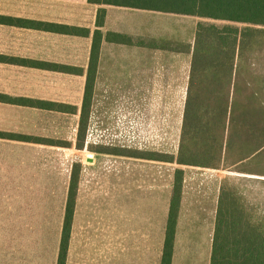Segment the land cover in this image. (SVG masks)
<instances>
[{"label":"crops","instance_id":"1","mask_svg":"<svg viewBox=\"0 0 264 264\" xmlns=\"http://www.w3.org/2000/svg\"><path fill=\"white\" fill-rule=\"evenodd\" d=\"M41 8L34 17L0 13V264H219L220 250L243 248L214 241L222 182L215 168L165 161L174 164L166 181L156 174L143 194L125 176L117 209L109 201L101 212L78 209L75 192L68 226L65 209H30L7 193L8 186L59 184L63 149L78 150L88 125L92 88L188 91L202 18L87 0H45ZM51 23L70 32L49 30Z\"/></svg>","mask_w":264,"mask_h":264},{"label":"rangeland","instance_id":"2","mask_svg":"<svg viewBox=\"0 0 264 264\" xmlns=\"http://www.w3.org/2000/svg\"><path fill=\"white\" fill-rule=\"evenodd\" d=\"M44 1L0 0V13L39 16L44 12ZM200 21L245 26L207 18ZM186 95L187 91L92 88L89 107L83 113L88 125L86 129L80 127L78 150L63 149L59 184L8 186L7 193L21 197L20 203L30 209H65L69 189L66 164L70 163L76 178L78 209L101 212L109 201L117 209L125 176L132 178V184L137 181L138 194H143L142 187L149 185L156 174L160 184L166 181L174 164L160 159L177 156ZM189 95L191 103L199 100L201 105L200 127L205 130L209 126L210 131L193 141L188 132L185 145L190 149L193 142L205 143L200 160L221 173V188L226 187L244 206L246 216L264 231V147L253 157L238 161L264 142V32L257 33L251 44L236 53L231 72L222 66H199L193 71ZM225 103L226 111H230L226 117L222 114ZM207 133L213 138H206ZM69 142L70 131L64 130L63 143Z\"/></svg>","mask_w":264,"mask_h":264},{"label":"trees","instance_id":"3","mask_svg":"<svg viewBox=\"0 0 264 264\" xmlns=\"http://www.w3.org/2000/svg\"><path fill=\"white\" fill-rule=\"evenodd\" d=\"M89 3L96 5L112 4L119 6H127L134 8H143L167 12L184 13L196 15L202 18L227 21L233 23L245 24L244 27L233 26L229 23H224L218 26L214 23L200 22L197 25L195 35V45L192 56V68L190 78V88L187 91L186 100L184 104L183 122L181 128V142L179 144L178 153L176 157L169 159H160L162 161H176L179 164L197 165L209 167L207 162L200 160L203 156L202 145L205 143L193 142L190 149L185 145V135L190 132L192 137L190 139H202V135L210 131L207 128L203 130L200 126L202 121L199 120V100L194 104L191 103L189 91L193 78V71L199 66L206 69L207 66L217 68L226 67L229 72L234 66V57L236 53L244 50L247 44H251L252 38L257 33L264 32V0H87ZM104 17L103 8H98L96 16V26L102 24ZM36 22H31L28 26L35 27ZM49 30L57 32H70L68 27L60 24H49ZM38 28V27H37ZM86 33V32H85ZM99 38L98 30L94 32L92 54L98 49ZM214 74L218 73L213 71ZM89 93L88 88L85 89V97ZM222 93V91L220 92ZM228 96V92L226 94ZM197 97V96H196ZM228 103H225V110L222 112L223 116H227L229 112L226 111ZM223 108V109H224ZM85 110V104L82 106ZM225 124L223 125V130ZM206 138L209 137L207 133ZM211 145L214 141L211 140ZM209 145L208 147L212 148ZM264 147V142L258 145L250 153L242 155L238 161L247 157H253L258 154ZM209 153V150L205 151ZM177 173V172H176ZM179 176L176 174L175 181L178 182ZM76 178L73 173L69 182V189L66 199L65 211L66 216L64 226H68L70 219V212L73 209V198L75 195ZM175 186L174 194L177 193ZM244 206L237 203L236 198L229 192L226 187H222L219 195V205L216 217L215 239L216 243L232 244L241 246L243 248H228L220 250L222 252V261L219 264H230L227 259H246L249 263L257 259L264 258V231L259 228V223L250 220V216H246ZM173 215V205L170 209V217ZM171 225V220L168 226ZM217 264V263H212ZM237 264V263H236Z\"/></svg>","mask_w":264,"mask_h":264}]
</instances>
